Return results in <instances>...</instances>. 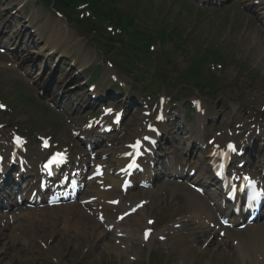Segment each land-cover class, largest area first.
<instances>
[{
	"label": "rangeland",
	"instance_id": "rangeland-1",
	"mask_svg": "<svg viewBox=\"0 0 264 264\" xmlns=\"http://www.w3.org/2000/svg\"><path fill=\"white\" fill-rule=\"evenodd\" d=\"M12 1L13 0H0V24L6 22L4 19L6 11L4 9L6 8L5 6L9 5ZM35 2L36 0L29 1V8L27 10L24 9L23 15H28V11H34L36 13L32 17L34 18L33 21L36 23L34 25L41 29L42 38L44 40L47 38L59 40V36L56 32L58 31L57 28H59L61 21L56 17H50L52 14L50 8L46 11L41 5L34 6ZM115 3L120 9H124L125 11L133 8L131 9L133 13L137 14V17L140 15L138 23L147 31L153 32L156 28V23L161 20L169 30L171 29L170 34H173V36L179 30L180 33L186 35H195L197 40H187V50L183 56L179 57V60H177L179 67L187 66L192 59L196 58L195 56H198L199 53L203 51L205 47L211 48L210 50H216L217 48L220 54H224L223 60L220 59L223 62L228 60L232 61L234 59L237 60L236 68L230 67L224 71L215 70L214 72L221 76L223 80L225 78L231 79L235 76H242L243 82L241 83V81L237 80L230 82V84H228V89L224 86L226 92L229 93L222 95L221 97H216V101H214V97L206 98L207 102L211 105L212 110L217 114H222L223 112L231 113L232 109L230 106L239 93L236 86L239 87L243 85L246 87L245 85L253 83V87L257 86L256 93L261 95V91L263 90L261 83H263L264 80V30L261 29L256 20H254L253 22L250 21V25H248L245 31L242 32L244 19L253 16L250 14L251 12H247V10L241 8V6L244 7L243 4L239 5L238 2L233 1L226 11H222L219 13L220 15L215 14L216 17H212V14L210 13L208 14V18L203 19L199 17L198 22H196L199 27L194 30L192 24H194V21L196 20L195 18L185 17L179 20L181 15H183V17L185 16V11L181 12V9H183L184 6L183 0H115ZM184 9H186V7ZM231 10H234L235 12L237 11L235 17L237 16L239 21L235 31H232L234 17L232 16L229 19L225 17V15H228ZM9 13L10 11L8 14ZM19 14H22V10L21 13L19 12L16 15ZM194 14L197 17L198 10H195ZM10 19L11 18L8 17L6 20ZM57 20L59 23H54V21ZM13 22L16 23L17 21L14 20ZM4 30L5 32L9 30V21ZM68 33V35H70L68 40H70L71 43L65 46L66 41L58 42L60 44L59 47L63 46L69 48V57L74 56L75 52L80 53V55L83 56V51L78 48H82L85 51L89 48L86 43L87 41H84L86 39L82 37L80 38L78 33L73 29H68ZM17 35H19V33ZM176 37L177 35H175V38ZM36 41H39L38 38ZM170 42H172V40H170ZM156 47H158V45ZM0 59L5 61L8 58L5 55L0 54ZM42 67L43 65H41V68ZM37 68L38 67H35L34 69ZM239 68H241L240 71ZM159 69L173 72L174 64L161 63ZM204 72L209 75L212 73L208 70H204ZM247 75L250 76L251 80L246 79ZM45 76L46 74L43 71H35L30 79L24 78V81L19 70L0 67V93L4 92L9 101L15 100L16 104L13 105V103L10 102V107L14 110L16 116H18L17 113L22 111L19 115L21 119L25 120V122L29 121L35 129H42L44 130V133H49L51 127L47 126V121L53 120L54 117H57L56 114L58 113L54 114L49 110L45 113H41L42 110L39 107V101L36 102L35 98L31 96L35 95V92H37L38 86L36 82L40 84V81L36 80L40 77L45 78ZM68 77V73L62 71L58 74L57 79L60 81L62 80L64 83L67 81ZM253 79H255V82H253ZM21 82L26 83L31 88L32 92H27ZM33 82H35V84L31 85ZM59 85L60 84H58L57 87ZM177 87L180 89L182 84L177 83ZM14 88L16 92L14 91ZM205 92H207V90H205ZM225 96L228 97V100H231V102L220 107L224 103ZM1 97L2 95H0V98ZM217 101L220 102L219 106L217 105ZM23 108H28L29 110L23 111ZM2 114L6 115L4 113ZM59 116L61 117V119L58 120L60 121V125L54 128L51 132L56 138L62 137L65 133H68V131H65L64 129V127L68 125L67 119L62 114H59ZM182 140L183 138L181 139V142ZM180 143L178 144L180 145ZM32 146L35 147L34 142ZM174 189H176V187L169 184L165 190L166 193L162 196L160 189L142 193L145 197L152 198V215H157L162 221L167 219V215L177 216L182 212L192 211L191 206L188 203V193L183 188H180L178 190L179 193L173 196L172 192ZM148 215H150V212H148ZM48 218H52V216L48 214ZM5 221L6 219L0 225L3 226L1 227L2 230L8 233L10 228L4 226ZM19 224L22 226L28 224L31 226L35 225V227H44L43 224H45V222L36 221V223H34L33 221L20 220ZM88 224L91 225V222L89 221ZM79 228H81V225ZM70 229L71 232L68 230H62L59 232L54 240L48 241L44 239V242L48 241L47 245L52 243V249L50 251L47 247L43 248L40 244L41 238L39 237L34 238L30 243H24L15 236L8 241L1 239L0 264H236L235 262L239 261L240 258L236 252L237 246L233 244V237H230L221 243L220 240L215 239L217 242L216 245L210 246L203 251L198 249L201 247L203 240H205V237L202 240L197 239L198 236L203 235L201 233L197 236H189L190 238L187 241V244L190 245L191 242L197 244V247L192 248L193 252H183L180 242L171 240L163 244L157 243L154 247L151 246L144 249L136 247L130 251L128 255H118L114 252H110L106 247L104 248L108 242H113L109 238L105 240L102 239L104 235L102 234L101 227H99L97 231L90 228L89 236L88 234L83 235L78 231V228L75 229L72 227ZM8 236L11 237L9 233ZM21 239L23 240V238ZM187 244L185 243L183 245ZM129 254L136 255L138 259L141 258V261H132L129 258ZM54 256L57 261L53 260Z\"/></svg>",
	"mask_w": 264,
	"mask_h": 264
},
{
	"label": "bare ground",
	"instance_id": "bare-ground-1",
	"mask_svg": "<svg viewBox=\"0 0 264 264\" xmlns=\"http://www.w3.org/2000/svg\"><path fill=\"white\" fill-rule=\"evenodd\" d=\"M247 2V0H245ZM264 1V0H263ZM259 17L263 15L264 11H262V9H259V11L257 12ZM60 37H62V32L60 31ZM113 195H116V193L114 194L113 192L107 193L106 196L108 198H112ZM197 197V196H196ZM191 198H194V196H192ZM191 206L197 211H202L206 209V203L205 201H203L202 199L198 198L195 200H189ZM54 210H56L60 216H63V218L66 219V223L67 226L69 224H75L77 227L79 224H85L86 220L91 219L89 216H87V214L81 210L79 205H69V206H65V207H58V208H53ZM107 213H109L108 208L105 209ZM32 213H35L34 211H31ZM145 212H146V208H144L143 210H141L140 216L134 215L130 218V220L127 222V224H133L136 226H142L145 223L144 220V216H145ZM34 221H36V219L34 218ZM126 221V220H125ZM94 225L96 227L99 226L98 223H94ZM22 227V226H21ZM20 226H15V227H11V231L9 232L10 234L15 233L16 231L21 229ZM24 227H26L28 229L29 232V236L30 234H34V235H38L39 233L34 232L31 230L32 227L31 225H25ZM79 228V227H78ZM70 229V228H69ZM82 232V234H88L89 229L85 228L83 226V228L81 230H79ZM132 231V230H131ZM135 231V230H134ZM108 233L105 232V236ZM233 233H231L230 231H228V235H231ZM46 233L43 234V236H45ZM237 235L239 237H241V241L239 243V246L242 247L243 252H241V255L244 256H250L251 252V247L254 249V251H264V228L261 226H252V227H247L246 229L237 232ZM8 233L4 232L3 230L0 231V240L1 239H5L6 241H8L7 237ZM52 249V248H51ZM106 249L109 250L110 252H114L118 255H121L123 253V251L121 250L120 247H117L116 245H107ZM183 249L187 252H191L193 251L191 247H186L185 245H183ZM126 252V251H124Z\"/></svg>",
	"mask_w": 264,
	"mask_h": 264
},
{
	"label": "trees",
	"instance_id": "trees-1",
	"mask_svg": "<svg viewBox=\"0 0 264 264\" xmlns=\"http://www.w3.org/2000/svg\"><path fill=\"white\" fill-rule=\"evenodd\" d=\"M102 1L103 0H56L58 7L61 8V9H63V10H67L69 4H74V3H79V2L89 3L91 5L92 9L99 16H102L104 14V6L102 5ZM114 13H116V8L112 9V15H110L107 18H113V16H114L113 14ZM119 22L120 23H123L124 20L121 18V19H119Z\"/></svg>",
	"mask_w": 264,
	"mask_h": 264
},
{
	"label": "snow or ice",
	"instance_id": "snow-or-ice-1",
	"mask_svg": "<svg viewBox=\"0 0 264 264\" xmlns=\"http://www.w3.org/2000/svg\"><path fill=\"white\" fill-rule=\"evenodd\" d=\"M0 107H3V106L0 105ZM109 111H111V110H109ZM17 140H18V142H19V141H20V138H17ZM137 146H139V142H137ZM231 147H233V150H235V149H234V146H231ZM60 155H61V154L57 153V154H56V157H54L53 160H54V161H57V157H60ZM57 162H59V161H57ZM244 179L248 180L250 184H253V185L255 184V181H253V180L251 179V177H245Z\"/></svg>",
	"mask_w": 264,
	"mask_h": 264
}]
</instances>
